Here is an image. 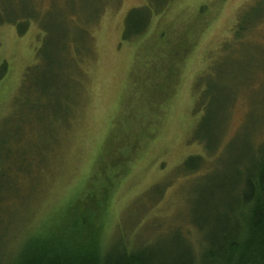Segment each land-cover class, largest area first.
Wrapping results in <instances>:
<instances>
[{
    "label": "rangeland",
    "instance_id": "1",
    "mask_svg": "<svg viewBox=\"0 0 264 264\" xmlns=\"http://www.w3.org/2000/svg\"><path fill=\"white\" fill-rule=\"evenodd\" d=\"M139 6L151 23L123 40ZM263 10L264 0H0V257L84 220L106 242L201 241L207 228L192 219L209 201L202 190L226 178L227 138L264 120ZM227 87L237 95L226 121ZM204 89L220 103L200 100ZM211 108L218 127L200 128ZM191 154L202 166L184 175Z\"/></svg>",
    "mask_w": 264,
    "mask_h": 264
},
{
    "label": "trees",
    "instance_id": "2",
    "mask_svg": "<svg viewBox=\"0 0 264 264\" xmlns=\"http://www.w3.org/2000/svg\"><path fill=\"white\" fill-rule=\"evenodd\" d=\"M246 10L240 13L233 29L235 39L242 40L247 32L249 14L244 13ZM152 15L146 6L131 8L124 18L122 39L128 40L143 33ZM263 16L264 10L261 14L257 12L256 20ZM255 22L251 23L253 27ZM5 68L6 63L3 62L0 69ZM31 68H28L22 84L29 79ZM236 95V91L227 87L226 121ZM254 95L250 106L258 103ZM203 97L208 98L210 107L221 101L211 89H204L200 100ZM208 113L210 115L204 117L198 126L202 122L200 128L204 125L203 129L212 130L219 124L211 122L213 108ZM262 117L264 119L263 114ZM263 126L264 120L259 127L251 126L250 130L244 131L241 139L233 140L240 131L239 127L227 138L226 178L219 182L220 178L211 188L202 190L204 200L209 201L203 202L201 216L197 220L192 219L201 235H204L203 227L207 228L201 241L197 238L196 245L187 243L179 233L175 234L174 242L159 246L152 242L134 244L129 238L115 240L111 237L106 242L102 239V225L89 228L84 220L83 230L74 226L73 231L69 230L70 233L65 232L61 237L48 232L31 233L13 248L12 256L0 257V264H264V138L255 140L256 133ZM218 140L205 143L206 151L209 152V147ZM202 161L201 154H191L181 162L178 171L184 175L196 174ZM98 214L101 216L99 211Z\"/></svg>",
    "mask_w": 264,
    "mask_h": 264
}]
</instances>
